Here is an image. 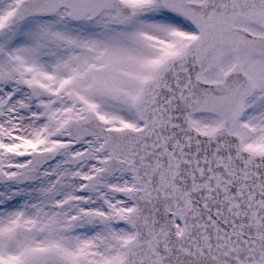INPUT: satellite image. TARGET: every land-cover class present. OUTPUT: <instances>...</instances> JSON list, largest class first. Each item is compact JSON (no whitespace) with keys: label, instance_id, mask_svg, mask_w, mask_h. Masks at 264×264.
Here are the masks:
<instances>
[{"label":"snow or ice","instance_id":"obj_1","mask_svg":"<svg viewBox=\"0 0 264 264\" xmlns=\"http://www.w3.org/2000/svg\"><path fill=\"white\" fill-rule=\"evenodd\" d=\"M0 264H264V0H0Z\"/></svg>","mask_w":264,"mask_h":264}]
</instances>
